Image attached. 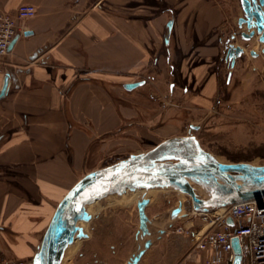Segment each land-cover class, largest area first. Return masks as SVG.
I'll return each mask as SVG.
<instances>
[{
    "label": "crops",
    "instance_id": "obj_1",
    "mask_svg": "<svg viewBox=\"0 0 264 264\" xmlns=\"http://www.w3.org/2000/svg\"><path fill=\"white\" fill-rule=\"evenodd\" d=\"M143 1L0 0V12L14 15L22 4L36 6L32 18L18 21L17 39L0 58V92L9 77L0 98V240H14L10 251L20 254L24 241L26 249L33 248L31 241L41 232L42 237L52 208L97 169L93 162L108 149V138L119 136L124 123L139 115L140 110L116 101L106 82L117 88L143 78L131 93L147 87L153 94L156 88L167 98L163 85L177 75L193 82L185 93L198 87L203 96L217 93V78L202 65L227 43L223 36L233 0H162L165 7L158 12L156 0ZM167 2L177 11L166 45ZM171 59L179 64L177 72ZM193 60L203 63L190 70ZM173 87L172 82V94L178 86ZM179 225L191 233L174 231ZM209 228L191 210L155 237L138 264H207L211 251L194 245ZM111 247L113 264H121Z\"/></svg>",
    "mask_w": 264,
    "mask_h": 264
},
{
    "label": "rangeland",
    "instance_id": "obj_2",
    "mask_svg": "<svg viewBox=\"0 0 264 264\" xmlns=\"http://www.w3.org/2000/svg\"><path fill=\"white\" fill-rule=\"evenodd\" d=\"M143 2L148 3L147 0ZM161 2L163 1L156 0V4L161 6L157 8V12L165 7ZM232 5L234 8L231 24L223 36L224 39L228 38L229 43H220V54L210 59L208 64L203 60L205 64L202 65L206 74L210 76L214 74L217 78L216 94L203 96L199 92V87L197 90L185 93V86L192 87L193 82L189 77L184 80L177 79V75H173L163 85V94H167V98L161 94L160 96L156 88H152L155 94H149L150 91L146 87L134 95L131 93L134 90L125 87L126 83L117 88L115 84L105 83L116 101L129 104L140 112L133 117L134 119L137 116L134 122L125 120L128 123H124L119 136L108 138V149H105L106 152L96 154L93 162L95 167L109 165L134 153L146 152L172 136L190 134L197 136L202 147L222 162L264 165V53L262 51L264 43L259 41L256 33L248 41L241 37L242 32H250V30L245 23L240 25L238 22V18L244 15L240 0H233ZM176 11V5L167 2V18L175 17ZM168 33L170 39L172 33L168 25H165L164 41ZM230 43L240 45L244 49V54L236 59L234 66L231 65V60L226 59L227 46ZM168 47L170 48V45ZM252 50L259 55L252 56ZM193 61L187 64L190 70L203 63L199 60ZM169 63L173 72L179 70V64L175 59L169 60ZM142 81L145 83L143 78L134 82ZM172 82L174 87L175 84L178 86L173 94L170 93ZM191 125L199 126V129H192ZM112 139L118 142L113 144L110 141ZM0 173H3V170H0ZM190 181L195 188L199 185L194 180L190 179ZM154 189H160L156 197L152 194L146 196L140 193L127 205L110 203V200L120 199L122 195L119 194L109 195L94 202L92 207L95 210L92 212L88 210L91 220L88 221L87 229H84L88 237L77 241L79 245L75 249L70 248L62 264H113L112 258L115 252L112 245L115 246L116 253H120L122 257V261L119 262L125 264L132 253L138 250V244L143 245L144 242L137 237L139 229L137 202L143 196L150 199L146 213L151 220L149 227L153 237L160 229H171L169 223L177 220L170 221L172 209L181 207L184 213L191 212L190 196L180 192L173 185ZM134 192L127 191L125 194ZM58 203L52 208L48 219L52 217ZM41 234L42 232L38 240L31 241L34 244L31 250L25 248L24 241L20 254L8 248V244H12L14 240L9 242L1 239L0 264H32L34 257L32 255L39 249L43 238Z\"/></svg>",
    "mask_w": 264,
    "mask_h": 264
},
{
    "label": "water",
    "instance_id": "obj_3",
    "mask_svg": "<svg viewBox=\"0 0 264 264\" xmlns=\"http://www.w3.org/2000/svg\"><path fill=\"white\" fill-rule=\"evenodd\" d=\"M244 15L239 24L247 23L250 32H242L244 40H250L256 33L259 41L264 43V0H240ZM169 31L173 20H169ZM169 34L165 38L169 43ZM17 37L14 39L12 48ZM227 43H229L227 41ZM227 58L235 65L237 58L244 54L240 45L227 46ZM264 53V48L262 49ZM251 55L259 54L252 50ZM231 73L229 74L230 77ZM142 82L126 83L125 87L134 89ZM9 77H5L0 92L3 97L8 89ZM192 129L199 126L191 125ZM206 184L213 192L209 197L202 196L191 183ZM173 185L180 192L191 198L190 210L209 212L236 202L257 199L262 205L264 196V165L249 162L226 163L205 150L195 135L172 136L146 152L134 153L109 165L94 169L82 176L58 203L51 221L43 235L39 249L32 264H62L65 253L76 239L87 238L80 221L88 222L91 214L87 207L95 201L113 194H125L127 191L150 189ZM150 199L143 196L138 200L139 229L137 237L144 240L138 244V250L129 257L126 264H138L142 256L153 244L155 237L160 238L167 230L160 229L153 237L149 227L151 220L146 213ZM181 207L170 211V221L188 216ZM233 225V220L228 218ZM173 222L169 223V227ZM235 264H240L241 248L238 240H233Z\"/></svg>",
    "mask_w": 264,
    "mask_h": 264
},
{
    "label": "built area",
    "instance_id": "obj_4",
    "mask_svg": "<svg viewBox=\"0 0 264 264\" xmlns=\"http://www.w3.org/2000/svg\"><path fill=\"white\" fill-rule=\"evenodd\" d=\"M36 6L22 4L16 14L0 12V58L9 54L14 39L19 33L18 21L32 18ZM262 205L257 199L245 200L209 212L194 211L210 228L195 242V249L210 250L207 264H235L233 240L241 248L240 264H264V196ZM190 214V213H189ZM233 220V225L228 223ZM174 231L189 235L191 229L179 225Z\"/></svg>",
    "mask_w": 264,
    "mask_h": 264
},
{
    "label": "bare ground",
    "instance_id": "obj_5",
    "mask_svg": "<svg viewBox=\"0 0 264 264\" xmlns=\"http://www.w3.org/2000/svg\"><path fill=\"white\" fill-rule=\"evenodd\" d=\"M245 24L247 25V23L245 22ZM255 33H256V28H255ZM257 34V33H256ZM255 34V35H256ZM258 35V34H257ZM258 38H259V35H258ZM235 65H236V63H235ZM87 173H89V172H87ZM86 173V174H87ZM196 190L202 195V196H204V197H209V196H211L212 195V190L210 189V188H208V186L206 185V184H199V185H197V187H196ZM69 191V190H68ZM159 192H160V189H154V188H150V189H138V190H136L134 193H127V194H122V196L120 197V199H115V200H110V203H119V204H121V205H127L132 199H134V198H136V197H138V195L140 194V193H144L146 196L147 195H149V194H152L154 197H156L157 195H159ZM95 202H97V201H95ZM97 204V203H96ZM98 205V204H97ZM98 207H99V205H98ZM87 209L90 211V212H92V210H95L94 209V207H92V204L91 205H89L88 207H87ZM55 212V211H54ZM54 214V213H53ZM53 214H52V216H53ZM52 218V217H51ZM51 218H50V221H51ZM50 223V222H49ZM79 224L81 225V226H83V228L86 230L87 229V227H88V222H85V221H80L79 222ZM49 225V224H48ZM48 227V226H47ZM47 229V228H46ZM46 231V230H45ZM139 237H140V235H139ZM80 241V239H76L75 241H74V243H76V245H72L71 247L69 246V248L67 249V251H66V253H65V258H66V256L68 255V253H69V250H70V248H72V249H75L78 245H79V243L78 242ZM34 254L35 253H33V255L32 256H34ZM65 260V259H64Z\"/></svg>",
    "mask_w": 264,
    "mask_h": 264
},
{
    "label": "flooded vegetation",
    "instance_id": "obj_6",
    "mask_svg": "<svg viewBox=\"0 0 264 264\" xmlns=\"http://www.w3.org/2000/svg\"><path fill=\"white\" fill-rule=\"evenodd\" d=\"M241 3V2H240ZM263 8H264V6H263ZM226 59H228L227 57H226ZM230 60V59H229ZM107 264V263H106Z\"/></svg>",
    "mask_w": 264,
    "mask_h": 264
}]
</instances>
